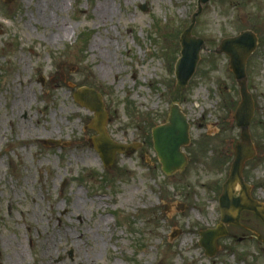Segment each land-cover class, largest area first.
<instances>
[{"label":"rangeland","instance_id":"rangeland-1","mask_svg":"<svg viewBox=\"0 0 264 264\" xmlns=\"http://www.w3.org/2000/svg\"><path fill=\"white\" fill-rule=\"evenodd\" d=\"M197 2L0 0V264H264V224L252 213L229 225L214 257L200 245L221 221L241 138L239 85L214 51L245 30L259 47L246 66L258 153L244 176L264 202V0L204 5L192 34L208 50L183 88L180 37ZM82 88L103 97L113 141L143 144L111 168L91 142L94 114L75 101ZM175 106L191 127V163L169 177L152 135Z\"/></svg>","mask_w":264,"mask_h":264},{"label":"water","instance_id":"water-1","mask_svg":"<svg viewBox=\"0 0 264 264\" xmlns=\"http://www.w3.org/2000/svg\"><path fill=\"white\" fill-rule=\"evenodd\" d=\"M13 3L14 0H4ZM210 0H198V10L194 14L190 27L181 35L182 53L176 66L177 83L183 88L189 85L190 79L196 73L200 55L203 50H208L202 38L193 36L196 20L202 13L204 5ZM144 11L147 8L142 7ZM258 35L252 31H243L239 36L224 39L219 48L214 52L218 55H227L230 61V69L238 81L241 91V103L235 111L234 120L241 129V139L236 144L235 161L231 166L230 177L223 188V195L220 197V208L222 220L215 230H207L201 234V246L206 249L207 256L214 257L218 250V239L228 234V226H240L244 212L255 213L264 223V204L252 197L251 186L246 184L243 178L245 164L256 157V147L254 146L250 132L251 122L255 116V102L251 91H249L247 80V62L258 49ZM76 102L85 109L94 113L91 128L97 131L98 135L92 139L93 145L102 162L107 168L114 165L118 154H133L138 148L136 145H123L112 141L107 130L108 112L106 111L103 97L95 89L82 88L74 95ZM169 123L159 126L153 133L155 140V151L163 164L164 172L169 176L182 171L188 165L182 148L190 144V125L187 117L181 112L180 107H174L171 112ZM54 144H59L55 143ZM239 195L237 196V191ZM185 205L182 206L184 210ZM179 232H174L171 236L174 239Z\"/></svg>","mask_w":264,"mask_h":264},{"label":"bare ground","instance_id":"bare-ground-1","mask_svg":"<svg viewBox=\"0 0 264 264\" xmlns=\"http://www.w3.org/2000/svg\"><path fill=\"white\" fill-rule=\"evenodd\" d=\"M100 19L104 20V22H108V20H110V18L114 17V13L111 9H105L104 11H102L100 13ZM52 133H55V131H52Z\"/></svg>","mask_w":264,"mask_h":264},{"label":"flooded vegetation","instance_id":"flooded-vegetation-1","mask_svg":"<svg viewBox=\"0 0 264 264\" xmlns=\"http://www.w3.org/2000/svg\"><path fill=\"white\" fill-rule=\"evenodd\" d=\"M142 146H143V144H142ZM153 148H154V146H153ZM187 156H188L189 163H191L190 155L188 153H187Z\"/></svg>","mask_w":264,"mask_h":264}]
</instances>
